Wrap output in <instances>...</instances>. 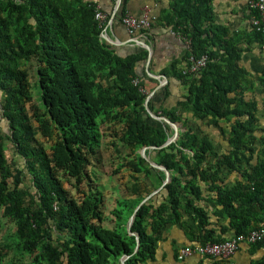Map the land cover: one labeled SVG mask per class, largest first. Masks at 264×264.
<instances>
[{
  "label": "trees",
  "instance_id": "obj_1",
  "mask_svg": "<svg viewBox=\"0 0 264 264\" xmlns=\"http://www.w3.org/2000/svg\"><path fill=\"white\" fill-rule=\"evenodd\" d=\"M128 1L121 0L115 15L120 24ZM115 2L101 9L107 19ZM212 2L171 0L160 11L157 24L189 40L183 57L162 71L186 84L187 94L167 103V83L164 97L155 92L146 108L140 68L148 51L105 41L104 26L95 19L96 1L0 0V108L8 130L0 134V211L13 224L0 242V264H120L124 255V264H150L173 227L187 245L221 242L264 225V128L258 102L245 96L253 85L250 74L240 66L238 46L227 29L213 23ZM255 13L249 8V17ZM249 37L264 44L255 28ZM202 55L208 60L199 72H182L189 56ZM258 82L264 89V70ZM147 109L181 125L175 141L160 147L174 130L152 119ZM183 110L217 127L225 148L217 151L208 133L190 126ZM4 138L24 160L33 191L23 186L22 169L6 157ZM102 145L124 156L118 167L131 180L109 218L106 186L89 170L100 160ZM152 163L164 166L170 180L137 209L129 234L127 221L135 207L165 179ZM232 173L240 180L228 188L223 177ZM210 203L218 206L214 216L228 219L218 231ZM107 220L111 226L104 225ZM242 246L250 256L262 250L244 264H264V246ZM205 262L199 257L197 264Z\"/></svg>",
  "mask_w": 264,
  "mask_h": 264
},
{
  "label": "crops",
  "instance_id": "obj_2",
  "mask_svg": "<svg viewBox=\"0 0 264 264\" xmlns=\"http://www.w3.org/2000/svg\"><path fill=\"white\" fill-rule=\"evenodd\" d=\"M97 5L102 9L103 6H108L110 0H94ZM249 0H213V23L218 26H223L228 31V38L230 41H235L238 46L240 59L239 64L243 67L250 75V81L253 85L249 86L246 91V98L255 99L258 103V117L260 123L264 128V89L258 82V77L264 70V46L259 44L257 41H251L249 33L251 30L249 23ZM171 0H129L126 5L127 12L140 15L143 11L147 10L150 14L154 15L157 19L160 11L167 8ZM120 5V4H119ZM119 6L116 7V2L110 17L105 19V24L101 35H104L105 41L124 47L143 48L141 42L147 44L151 51V57L149 61L140 68V74L142 76L141 81L144 84L145 91L152 93L151 98L155 92L160 90V98L164 97L162 87L167 83L168 85V97L167 103L177 102L183 99L187 94L186 84L179 81V79H173L172 75H166L162 71L168 68L174 60H179L183 57L186 50L185 39L175 34L169 27H163L157 24L156 20L152 27L146 31V33L134 40L126 31L125 27L120 24L118 19L115 17ZM105 14V13H104ZM150 37L147 43V37ZM146 41V42H145ZM219 52L218 48H215ZM249 82V81H248ZM160 84V86H159ZM182 115L189 119V124L196 132L204 131L209 134L213 141V144L217 151H221L225 148V142L222 134L217 127L208 124L207 119L200 120L192 116L191 111L183 110ZM220 125L227 130L225 122L220 121ZM178 129L183 130L180 124ZM258 147V144L255 145ZM240 180V177L234 173L223 177V184L228 188H231L236 181ZM218 209L213 203L209 204L210 219L212 226L218 231L220 225H226L228 219L226 216H214L213 212ZM228 235V233H227ZM171 241H174L172 244ZM183 237L181 236L177 227H173L167 237V240L160 243L157 253L156 261L150 264H197L199 256H192L185 259H177L173 256V248L177 251L180 247L184 246ZM262 255V250L255 252L251 256L247 251L246 246L239 248L235 254L229 258V264H244L249 260L250 257H259ZM206 263V262H205Z\"/></svg>",
  "mask_w": 264,
  "mask_h": 264
},
{
  "label": "built area",
  "instance_id": "obj_3",
  "mask_svg": "<svg viewBox=\"0 0 264 264\" xmlns=\"http://www.w3.org/2000/svg\"><path fill=\"white\" fill-rule=\"evenodd\" d=\"M248 5L249 8L256 11L255 14H251L249 17L250 27L255 28L257 31H261L264 36V0H249ZM95 19L99 24L104 26L106 15L99 5L96 6ZM155 20L156 17L147 10L143 11L140 15H134L126 11L121 17V24L125 27L127 33L134 40H137L152 27ZM185 42L186 47H188L189 40L185 39ZM207 60V55H202L198 58L189 56V66L184 67L182 72L197 73L206 65ZM137 82L138 80L135 79L134 83ZM255 243H260L264 246V225L262 224L246 234L234 235L221 242H203L184 245L178 250V256L179 258H188L192 256L205 257V264H210L212 259H228L232 257L235 252L239 250L241 244L247 245Z\"/></svg>",
  "mask_w": 264,
  "mask_h": 264
},
{
  "label": "rangeland",
  "instance_id": "obj_4",
  "mask_svg": "<svg viewBox=\"0 0 264 264\" xmlns=\"http://www.w3.org/2000/svg\"><path fill=\"white\" fill-rule=\"evenodd\" d=\"M34 66H35L34 62H31L28 66L32 82L35 79ZM32 91L34 97H36L38 89L33 88ZM151 118L155 120H159L152 116ZM152 119H149L148 121L154 122L152 121ZM0 134L3 136L8 134V130L6 128V122L5 120H3L1 115V108H0ZM4 139H5L4 145H5L6 157L10 161H14L16 165L20 169H22L23 173L25 174L23 186L27 187L30 191H33L34 189L32 187L31 177L24 168V160L19 155H16L14 153L13 144L10 141H8L6 138ZM103 141H106V138H104ZM101 149H102L101 155L99 157L100 160L97 161L96 165L94 164L91 165L89 167V170L91 171L92 176L97 180L99 184H103L104 186H106V188L103 190L104 210L109 218L111 210L115 208L116 199L119 197L121 198L126 197L125 185L130 183L131 180L128 176V173L124 170V168L118 167L120 163H123L125 161L124 156L119 155L117 152H115L114 149L106 145H102ZM116 169H118L119 172L117 174H113V171H115ZM104 225L111 226L109 220H107ZM12 227L13 224L8 219L2 217L0 211V242L3 241L2 238L8 236L12 232ZM10 255L11 252L9 253V256Z\"/></svg>",
  "mask_w": 264,
  "mask_h": 264
},
{
  "label": "water",
  "instance_id": "obj_5",
  "mask_svg": "<svg viewBox=\"0 0 264 264\" xmlns=\"http://www.w3.org/2000/svg\"><path fill=\"white\" fill-rule=\"evenodd\" d=\"M120 2H121V0H116V7L119 6ZM101 37H102L103 39H105L104 35H101ZM141 45H143V48H145V49L148 51V57H147V62H148L149 59H150V57H151L152 51H151L150 47H149L147 44H145L144 42H141ZM159 86H160V84H159ZM151 94H152V93H149V94L147 95V97H146V100H145V106H146V108H147V101H148V99H149V97H150ZM147 111L149 112L150 116H152V117H154V118H156V119L164 120V121L168 122V123L172 126V128H173V130H174L173 135H172L171 137H169V138L165 141V143L162 144L160 147L166 146V145H168L169 143L175 141V140L177 139V137H178V130H179V129H178V125H177L176 123H172V122L168 121L167 119H165V118L162 117V116L155 115V114L151 113L148 109H147ZM146 148H147V147H143V148H142V150H141V155H142V156L145 155V154H144V151H145ZM152 165L155 166V167H158V168L162 169V170L165 172V179H164L163 183L161 184V186H160L159 188L153 190L149 195L145 196V197L139 202V204L135 207V209H134V211L132 212V214H131V216H130V218H129V220H128V223H127V230H128V232H129V234H132V232L130 231V225H131V223H132L133 217H134V215H135L137 209H138V208H139V207H140L145 201H147L152 195H154L155 193H157V192H158V191H159V190H160V189H161V188H162L167 182H169V180H170V174H169L168 170H167L164 166L156 165V164H154V163H152ZM138 245H139V240H138V237L136 236V246H135L134 251L137 250ZM125 258H126L125 255L122 256V257L120 258V264H124V259H125Z\"/></svg>",
  "mask_w": 264,
  "mask_h": 264
}]
</instances>
